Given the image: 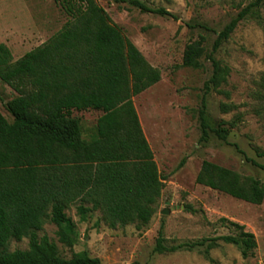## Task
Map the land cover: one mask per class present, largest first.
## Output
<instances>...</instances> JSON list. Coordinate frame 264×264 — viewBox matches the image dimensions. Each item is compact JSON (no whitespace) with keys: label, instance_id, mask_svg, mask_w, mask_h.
I'll return each instance as SVG.
<instances>
[{"label":"trees","instance_id":"16d2710c","mask_svg":"<svg viewBox=\"0 0 264 264\" xmlns=\"http://www.w3.org/2000/svg\"><path fill=\"white\" fill-rule=\"evenodd\" d=\"M57 2L69 20L42 46L15 61L12 51L0 44V80L17 94L6 104L13 123L0 112V264H102L86 253L65 260L56 244L38 233L50 222L58 227L62 243L75 246L76 225L66 213L75 203H80L81 217L100 210L112 228L146 226L156 214L164 189L133 101L161 81V71L112 23L98 0ZM119 2L144 14L177 20L167 10L151 8L139 0ZM263 3L257 0L244 8L219 34L208 56L213 75L205 83L200 111L203 141L212 132L229 144V129L242 121L238 114L233 121H221L217 128L209 123L207 98L213 91L227 94L220 88L229 75L228 67L214 56ZM204 43L201 37L187 45L184 67L201 68ZM255 99L258 107L253 113L264 121V78ZM221 110L230 114L238 107L222 104ZM85 111L103 113L91 141L84 139L80 120L74 117ZM232 146L245 155L238 145ZM256 154L264 158V150L256 149ZM245 158L264 170V165ZM196 183L251 205L264 202L260 179L209 161L203 162ZM186 209L197 213L191 206ZM232 225L240 230L237 237L169 245L162 223L154 253L199 251L210 264H218L211 251L225 242L239 246L244 258L250 257L257 247L254 234L245 226ZM23 239H29V250L8 251L10 241Z\"/></svg>","mask_w":264,"mask_h":264},{"label":"rangeland","instance_id":"374dc122","mask_svg":"<svg viewBox=\"0 0 264 264\" xmlns=\"http://www.w3.org/2000/svg\"><path fill=\"white\" fill-rule=\"evenodd\" d=\"M119 1L98 0V3L112 23L162 74L157 85L133 99L164 182L156 214L148 225L140 228L137 225L112 228L100 210L81 217L80 203H75L66 211L76 225L75 246L62 243L58 227L50 222L38 233L39 237L46 236L55 243L65 260L86 253L100 259L102 264H210L199 251L155 254L162 223L169 245L237 237L240 230L232 225L235 223L254 234L256 249L244 258L239 246L220 242L211 251V257L218 264H264V202L251 205L196 183L204 161L264 183V170L245 158L264 165V158L256 154V149L264 150V121L253 113L258 107L255 93L264 78V3L255 16L240 23L214 56L223 67H228L229 75L220 88L227 94L213 91L207 98L209 123L217 128L221 121H233L238 114L242 115L237 128L229 129L226 144L212 132L207 141L202 140L200 111L204 86L213 75L208 56L226 26L257 0H139L151 8L167 10L177 20L144 14ZM68 20L57 0H0V44L6 45L17 61L46 43ZM201 37L205 38L201 68L184 67L187 45ZM0 94L3 98L0 112L13 123L6 104L17 94L1 80ZM222 104L236 105L238 110L224 114ZM102 115L97 111L74 114L87 141L96 137L97 122ZM184 160L185 165L180 167ZM187 206L197 213L187 211ZM164 211L169 214L164 215ZM29 248V239L8 244L9 252Z\"/></svg>","mask_w":264,"mask_h":264},{"label":"water","instance_id":"95a60500","mask_svg":"<svg viewBox=\"0 0 264 264\" xmlns=\"http://www.w3.org/2000/svg\"><path fill=\"white\" fill-rule=\"evenodd\" d=\"M163 214H164V215H168V214H169V211H164Z\"/></svg>","mask_w":264,"mask_h":264}]
</instances>
